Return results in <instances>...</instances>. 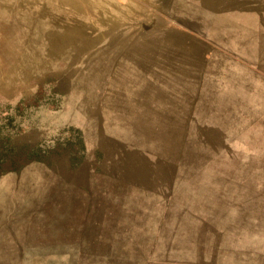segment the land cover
<instances>
[{
	"label": "rangeland",
	"instance_id": "374dc122",
	"mask_svg": "<svg viewBox=\"0 0 264 264\" xmlns=\"http://www.w3.org/2000/svg\"><path fill=\"white\" fill-rule=\"evenodd\" d=\"M6 143L0 264H264V0H0Z\"/></svg>",
	"mask_w": 264,
	"mask_h": 264
},
{
	"label": "trees",
	"instance_id": "16d2710c",
	"mask_svg": "<svg viewBox=\"0 0 264 264\" xmlns=\"http://www.w3.org/2000/svg\"><path fill=\"white\" fill-rule=\"evenodd\" d=\"M6 140V139H5ZM6 141H8V140H6ZM6 145H9V143H6V144H4V147H3V150L2 151H0V154H1V157L2 158H4V159H6L7 158V154H9V149L8 150H5L6 148ZM8 147V146H7ZM13 151V150H12ZM38 153V151H37V149L36 148H34L33 150H32V152H31V155L30 156H32V155H35V154H37Z\"/></svg>",
	"mask_w": 264,
	"mask_h": 264
},
{
	"label": "crops",
	"instance_id": "0c3cea01",
	"mask_svg": "<svg viewBox=\"0 0 264 264\" xmlns=\"http://www.w3.org/2000/svg\"><path fill=\"white\" fill-rule=\"evenodd\" d=\"M2 150H3V146H0V151H2ZM0 158H2L1 154H0Z\"/></svg>",
	"mask_w": 264,
	"mask_h": 264
}]
</instances>
